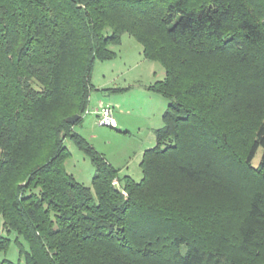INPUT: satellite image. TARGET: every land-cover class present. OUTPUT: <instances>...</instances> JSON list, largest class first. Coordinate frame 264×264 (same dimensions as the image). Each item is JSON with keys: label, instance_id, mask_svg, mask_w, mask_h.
Wrapping results in <instances>:
<instances>
[{"label": "trees", "instance_id": "1", "mask_svg": "<svg viewBox=\"0 0 264 264\" xmlns=\"http://www.w3.org/2000/svg\"><path fill=\"white\" fill-rule=\"evenodd\" d=\"M124 33L170 101L140 181L76 131ZM0 216V264H264V0H0Z\"/></svg>", "mask_w": 264, "mask_h": 264}, {"label": "rangeland", "instance_id": "2", "mask_svg": "<svg viewBox=\"0 0 264 264\" xmlns=\"http://www.w3.org/2000/svg\"><path fill=\"white\" fill-rule=\"evenodd\" d=\"M116 56L98 60L94 69L93 84L96 89L90 97L89 110L76 131L86 137L92 145L116 168L120 175H130L135 180L143 178L141 161L145 150L157 143L156 130L164 125L163 115L170 101L150 88L166 77L165 67L158 61L146 58L142 44L129 33H124L122 43L113 46ZM103 103L115 106L117 126H102L92 111ZM126 109L124 112L121 110ZM71 152L66 161L69 173L87 186H93L96 166L79 149L72 139L66 140ZM260 150L255 158L258 162ZM4 219L0 216V235H7ZM13 233L12 245L7 251L0 250V260L21 261L18 245ZM28 247V245L26 244Z\"/></svg>", "mask_w": 264, "mask_h": 264}, {"label": "built area", "instance_id": "3", "mask_svg": "<svg viewBox=\"0 0 264 264\" xmlns=\"http://www.w3.org/2000/svg\"><path fill=\"white\" fill-rule=\"evenodd\" d=\"M98 117V122L102 126H116L114 119V109L110 105L101 104L97 109L92 111ZM91 113L88 109L85 114ZM114 185L120 187V182L118 180L114 181ZM126 193V192H125Z\"/></svg>", "mask_w": 264, "mask_h": 264}, {"label": "water", "instance_id": "4", "mask_svg": "<svg viewBox=\"0 0 264 264\" xmlns=\"http://www.w3.org/2000/svg\"><path fill=\"white\" fill-rule=\"evenodd\" d=\"M80 118H81V115L76 114L74 116L68 117L67 121L72 123V124H75Z\"/></svg>", "mask_w": 264, "mask_h": 264}, {"label": "crops", "instance_id": "5", "mask_svg": "<svg viewBox=\"0 0 264 264\" xmlns=\"http://www.w3.org/2000/svg\"><path fill=\"white\" fill-rule=\"evenodd\" d=\"M101 104H103V103H101ZM101 104H100V105H101ZM100 105H99V106H100ZM104 105H105V104H104ZM109 105H110V106H112V107H113V109L115 110V106H114V105H112V104H109ZM97 108H98V107H97ZM97 108H96V109H97ZM125 110H126V109L124 108V110L122 109V110H121V112H124ZM93 111H94V110H93ZM114 119H115V123H116V126H117V124H118V121L116 120V118H115V117H114Z\"/></svg>", "mask_w": 264, "mask_h": 264}]
</instances>
